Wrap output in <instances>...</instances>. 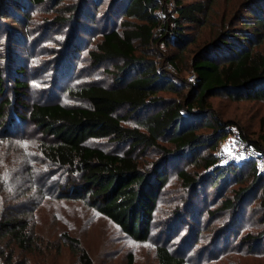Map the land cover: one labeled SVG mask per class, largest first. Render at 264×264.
I'll list each match as a JSON object with an SVG mask.
<instances>
[{
	"label": "rangeland",
	"instance_id": "obj_1",
	"mask_svg": "<svg viewBox=\"0 0 264 264\" xmlns=\"http://www.w3.org/2000/svg\"><path fill=\"white\" fill-rule=\"evenodd\" d=\"M182 1H198L206 6L201 23L188 25L183 31L186 42L190 43L188 48L184 51L174 46L176 44L169 47L163 42L152 47L150 55L160 66H167L166 57H179V70L173 73L179 83L180 80L192 83L190 73L194 53L210 47L223 31L243 30L242 20H254V17L243 12L251 0ZM173 2L168 0V13H162L161 20L176 17ZM124 3L121 1L119 7ZM117 4V0H54L43 4L0 0V89H4L3 94L0 91V101L11 102L12 106L5 111L4 123L15 128L17 133L10 136L7 133H14L11 128L7 133L0 128L3 133L0 135V210L10 208V211L19 212L18 217L26 218L28 230L35 233L34 243L41 246L42 251L31 257L15 241L5 238L0 241V264H9V256L15 257L12 263L27 259L29 264L41 260L45 264H79L64 235L79 240L94 264H128L129 257L133 264H159L156 257L159 246L166 247L184 260V264H264V243L257 246L255 242L241 241L247 235L253 236L264 230L258 195L253 193L244 198L239 217H233L232 210L224 213L221 208L225 199L234 198L240 188L251 184L249 173L245 170L238 174L243 177L241 182L231 175L220 186H213L211 175L214 171L203 168L202 162H195L197 155H207L206 149H201L192 158L186 156L185 162L178 166H170L169 181L157 202L149 238L143 242L125 235L87 199L75 198L64 190L74 175L45 161L39 144L45 139L52 140L28 122V111L35 103L87 106L72 98L69 89L89 84H113L117 62L94 65L89 51L95 49L103 33L120 29L124 16L114 12ZM20 69L24 72L18 75ZM15 79L24 81L26 87L17 89ZM181 92L182 95L169 92L160 95L167 100L180 101L189 89L184 87ZM210 102L218 117L235 122L237 125L234 126L242 127L250 139L257 141L264 135L263 100L234 102L221 94L210 98ZM151 111L133 115L123 125L137 127ZM119 115L125 116L126 111L121 110ZM87 144L118 155L130 147L128 143L109 138L91 139ZM135 155L143 169H151L155 161L161 159L160 152L154 149H139ZM181 170L197 176L196 187L189 189L183 185L178 177ZM25 176H33L35 186ZM41 182L45 189L40 187ZM38 198L44 199L39 208L22 216L25 215L24 206L39 203ZM42 239L50 244L43 243Z\"/></svg>",
	"mask_w": 264,
	"mask_h": 264
},
{
	"label": "trees",
	"instance_id": "obj_2",
	"mask_svg": "<svg viewBox=\"0 0 264 264\" xmlns=\"http://www.w3.org/2000/svg\"><path fill=\"white\" fill-rule=\"evenodd\" d=\"M27 1L43 4L54 0ZM121 1L117 0L118 4L114 7V12L124 16L120 29L103 33L95 49L89 51L94 65L117 62L113 84L70 88L69 95L87 106L35 103L28 111V122L52 140L48 142L45 139L39 144L45 161L74 175L71 184L64 190L75 198L87 199L96 211L125 235L143 242L149 238L157 202L169 181L170 166H178L185 162L186 156L192 158L201 149H206L207 155H197L195 162H202L203 168L214 171L211 175L213 186H220L231 175L238 177L245 170L252 179L251 184L240 188L234 198L222 202V212L232 210L233 217L241 216L244 198L256 193L264 224V175L258 173L250 162L242 166H217V143L224 137L226 126L237 124L218 117L210 102V98L221 94L234 102L264 101V0H251L243 9L244 13L254 17V20H242L243 30L223 31L210 47L194 53L190 74L196 75V81L187 83L180 80L183 86L179 78L167 70L166 64L159 65L150 51L163 42L169 47L176 44L174 46L185 51L190 43L186 42L183 31L188 25L201 23L205 4L174 0L176 17L164 21L161 14L168 13V0H124L125 3L119 7ZM164 59L179 70V57ZM23 72L20 69L17 74ZM14 82L17 89L26 87L24 81L15 79ZM184 87L189 89V93L180 101L167 100L160 95L164 92L182 95ZM0 91L3 94L4 89ZM8 106L12 104L7 99L0 101V128L3 133L11 128L14 133L7 134L15 136V128L4 123ZM121 110L126 111L125 116L119 115ZM150 110L153 111L147 113L137 127L123 125L131 116ZM17 119L22 118L17 116ZM239 131L264 153V135L256 141L250 139L242 127ZM102 138L128 143L129 150L118 155L87 144L91 139ZM139 149L157 150L161 159L155 161L151 169H143L135 155ZM178 177L186 188H194L198 184L197 176L184 170L178 172ZM242 178L237 179L241 182ZM27 179L35 186L33 176ZM40 187L45 189L42 182ZM65 196L69 197L66 193ZM38 200L39 203L25 205V215L22 216L38 209L44 199ZM18 213L5 207L0 210V241L10 238L22 251L31 257L37 256L42 253L41 246L37 247L34 243L35 233L28 230L29 221L18 217ZM64 240L77 256L79 264H94L79 240L68 235H64ZM241 241L261 246L264 230L253 236L247 235ZM42 242L50 244L43 239ZM156 257L159 264H184V260L174 256L164 246L157 247ZM13 258L9 256L7 262L29 264L27 259L12 263ZM36 264L45 262L41 260ZM128 264H133L131 257Z\"/></svg>",
	"mask_w": 264,
	"mask_h": 264
},
{
	"label": "built area",
	"instance_id": "obj_3",
	"mask_svg": "<svg viewBox=\"0 0 264 264\" xmlns=\"http://www.w3.org/2000/svg\"><path fill=\"white\" fill-rule=\"evenodd\" d=\"M166 68L171 72L176 71L175 67L170 63H167ZM190 81L194 83L196 75L192 74ZM224 137L218 141L215 151L218 167L242 166L250 162L258 173L264 175V153L247 141L239 129L234 125L226 126Z\"/></svg>",
	"mask_w": 264,
	"mask_h": 264
}]
</instances>
